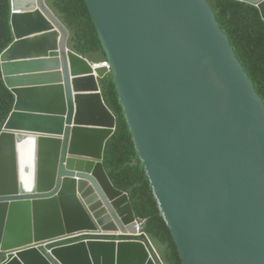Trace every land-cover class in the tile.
Here are the masks:
<instances>
[{"label": "water", "instance_id": "water-1", "mask_svg": "<svg viewBox=\"0 0 264 264\" xmlns=\"http://www.w3.org/2000/svg\"><path fill=\"white\" fill-rule=\"evenodd\" d=\"M236 1L264 20V0ZM86 2L110 69L69 48L46 0H11L14 40L0 57L15 94L0 133L1 264H155L140 242H50L137 232L131 199L104 165L117 127L102 95L108 74L183 264H264V101L211 6Z\"/></svg>", "mask_w": 264, "mask_h": 264}, {"label": "trees", "instance_id": "trees-1", "mask_svg": "<svg viewBox=\"0 0 264 264\" xmlns=\"http://www.w3.org/2000/svg\"><path fill=\"white\" fill-rule=\"evenodd\" d=\"M227 34L240 62L264 101V20L260 10L236 0H206ZM68 28V46L91 62L108 60L86 0H46ZM11 0H0V57L13 42ZM102 95L117 119L104 152L105 169L115 187L127 193L143 231L165 264H183L147 169L139 155L112 74L101 78ZM15 94L3 79L0 59V133L14 109ZM6 259L0 252V264Z\"/></svg>", "mask_w": 264, "mask_h": 264}, {"label": "built area", "instance_id": "built-area-1", "mask_svg": "<svg viewBox=\"0 0 264 264\" xmlns=\"http://www.w3.org/2000/svg\"><path fill=\"white\" fill-rule=\"evenodd\" d=\"M94 67H100V66H106L108 69H110V63L108 60H103L100 62H94ZM137 232H114V231H107L99 229L97 231H83L78 233H73L70 235H66L63 237H60L58 239H54L50 242H56V241H75V242H88L91 240H105V238L112 237L114 238L113 241L119 242V241H126V242H140L142 243L147 250L150 253V258L152 261H154L155 264H165L160 255L158 254L154 244L152 243L151 239L148 237V235L143 231V224L137 222Z\"/></svg>", "mask_w": 264, "mask_h": 264}, {"label": "bare ground", "instance_id": "bare-ground-1", "mask_svg": "<svg viewBox=\"0 0 264 264\" xmlns=\"http://www.w3.org/2000/svg\"><path fill=\"white\" fill-rule=\"evenodd\" d=\"M25 147L27 148L28 147V144H25V142L24 143H21V149L23 150Z\"/></svg>", "mask_w": 264, "mask_h": 264}, {"label": "clouds", "instance_id": "clouds-1", "mask_svg": "<svg viewBox=\"0 0 264 264\" xmlns=\"http://www.w3.org/2000/svg\"><path fill=\"white\" fill-rule=\"evenodd\" d=\"M76 233H78V232H76ZM73 234V233H72ZM68 235H70V234H68ZM66 236V235H65ZM56 239H58V238H56ZM54 240V239H53ZM52 241V240H51ZM71 243H78V242H75V241H73V242H71ZM71 243H69V244H71ZM38 247H40V246H38Z\"/></svg>", "mask_w": 264, "mask_h": 264}, {"label": "flooded vegetation", "instance_id": "flooded-vegetation-1", "mask_svg": "<svg viewBox=\"0 0 264 264\" xmlns=\"http://www.w3.org/2000/svg\"><path fill=\"white\" fill-rule=\"evenodd\" d=\"M137 222L142 223V222H140L139 220H137ZM142 224H143V223H142Z\"/></svg>", "mask_w": 264, "mask_h": 264}]
</instances>
